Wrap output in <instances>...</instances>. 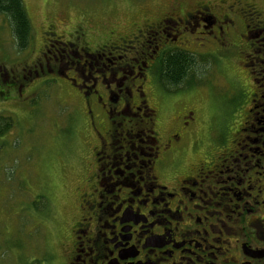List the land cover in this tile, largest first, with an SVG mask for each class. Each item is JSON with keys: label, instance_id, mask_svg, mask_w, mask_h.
<instances>
[{"label": "flooded vegetation", "instance_id": "flooded-vegetation-1", "mask_svg": "<svg viewBox=\"0 0 264 264\" xmlns=\"http://www.w3.org/2000/svg\"><path fill=\"white\" fill-rule=\"evenodd\" d=\"M220 3L146 10L133 33L112 28L92 48L85 31L80 44L54 42L51 66L33 62L34 76L58 75L82 98L83 157L50 264H264V11ZM214 44L238 53L216 61ZM174 52L194 64L176 84L162 76ZM203 56L235 89L225 79L216 89ZM203 83L222 112L197 118L189 100Z\"/></svg>", "mask_w": 264, "mask_h": 264}, {"label": "rangeland", "instance_id": "rangeland-1", "mask_svg": "<svg viewBox=\"0 0 264 264\" xmlns=\"http://www.w3.org/2000/svg\"><path fill=\"white\" fill-rule=\"evenodd\" d=\"M195 1L22 0L31 26L30 43L23 51L16 49L8 22L0 15V128L6 120L10 124L9 130L0 135V264H50L51 258L60 252L57 238L64 227L63 219L68 220L72 214L69 209L76 185L72 173L80 168L79 160L83 157L77 156L82 147L80 92L58 75L46 74L40 79L34 76L33 62L39 59L51 66V57L59 48L55 41L75 40L80 44L82 41L76 38L86 31L89 47L95 48L112 39V28L116 29L115 37L133 33L148 17L146 10L150 17H158L174 4H180V11L189 10ZM204 1L212 7L221 4L220 0ZM238 2H250L254 9L264 11V0ZM48 26L54 36L43 35ZM47 43L53 48L45 59L39 53L45 52L43 47ZM231 44L242 45L236 41ZM213 49L212 57L220 62L226 55L238 53L231 46L214 44ZM216 61L206 56L201 59L202 67H208L206 77L211 78L217 90L223 79L235 89L229 77H219L224 72ZM211 86L203 83L195 87L201 95L195 92L189 100L196 107L197 118L219 114V102L213 97ZM173 98L166 97L163 106ZM176 109L175 114L180 111Z\"/></svg>", "mask_w": 264, "mask_h": 264}, {"label": "trees", "instance_id": "trees-1", "mask_svg": "<svg viewBox=\"0 0 264 264\" xmlns=\"http://www.w3.org/2000/svg\"><path fill=\"white\" fill-rule=\"evenodd\" d=\"M0 15L6 19L18 51L26 50L31 39V26L22 0H0ZM162 76L168 83H179L194 68L192 58L186 53L168 54L162 64ZM3 78V75L1 76ZM9 121L0 128V135L9 130Z\"/></svg>", "mask_w": 264, "mask_h": 264}]
</instances>
